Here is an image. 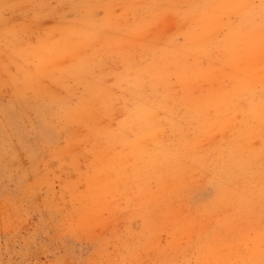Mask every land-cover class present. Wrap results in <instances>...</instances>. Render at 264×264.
Returning <instances> with one entry per match:
<instances>
[{
    "label": "rangeland",
    "instance_id": "1",
    "mask_svg": "<svg viewBox=\"0 0 264 264\" xmlns=\"http://www.w3.org/2000/svg\"><path fill=\"white\" fill-rule=\"evenodd\" d=\"M0 264H264V0H0Z\"/></svg>",
    "mask_w": 264,
    "mask_h": 264
}]
</instances>
